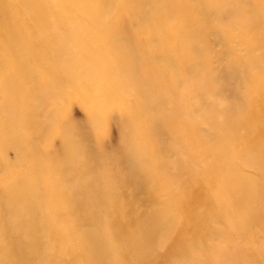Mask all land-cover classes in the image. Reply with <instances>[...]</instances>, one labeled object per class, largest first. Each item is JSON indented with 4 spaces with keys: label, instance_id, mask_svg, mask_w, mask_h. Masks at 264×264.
Instances as JSON below:
<instances>
[{
    "label": "rangeland",
    "instance_id": "1",
    "mask_svg": "<svg viewBox=\"0 0 264 264\" xmlns=\"http://www.w3.org/2000/svg\"><path fill=\"white\" fill-rule=\"evenodd\" d=\"M0 264H264V0H0Z\"/></svg>",
    "mask_w": 264,
    "mask_h": 264
},
{
    "label": "bare ground",
    "instance_id": "2",
    "mask_svg": "<svg viewBox=\"0 0 264 264\" xmlns=\"http://www.w3.org/2000/svg\"><path fill=\"white\" fill-rule=\"evenodd\" d=\"M197 34H198V33H197ZM229 72H230V71H229ZM205 98H206V97H205ZM209 100H210V98H209ZM196 110H197V109H196ZM204 113H205V112H204ZM204 113H203V114H204ZM207 119H208V118H207ZM206 122H207V121H206ZM206 122H205V123H206ZM9 206H10V205H9ZM2 213H3V212H2ZM5 215H6V214H5Z\"/></svg>",
    "mask_w": 264,
    "mask_h": 264
}]
</instances>
